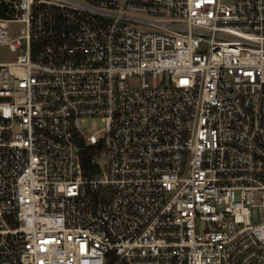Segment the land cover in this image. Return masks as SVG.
Returning <instances> with one entry per match:
<instances>
[{
	"label": "built area",
	"instance_id": "2783aa9c",
	"mask_svg": "<svg viewBox=\"0 0 264 264\" xmlns=\"http://www.w3.org/2000/svg\"><path fill=\"white\" fill-rule=\"evenodd\" d=\"M2 1L0 264H264V0Z\"/></svg>",
	"mask_w": 264,
	"mask_h": 264
},
{
	"label": "trees",
	"instance_id": "16d2710c",
	"mask_svg": "<svg viewBox=\"0 0 264 264\" xmlns=\"http://www.w3.org/2000/svg\"><path fill=\"white\" fill-rule=\"evenodd\" d=\"M0 16H11V11L8 5L2 0H0ZM95 153V150H91L88 148H85L81 152V164L85 173L87 174H91L94 170L97 169V163L94 161Z\"/></svg>",
	"mask_w": 264,
	"mask_h": 264
},
{
	"label": "rangeland",
	"instance_id": "374dc122",
	"mask_svg": "<svg viewBox=\"0 0 264 264\" xmlns=\"http://www.w3.org/2000/svg\"><path fill=\"white\" fill-rule=\"evenodd\" d=\"M20 24L19 23H10V28L12 31H15L14 34L18 33ZM15 57V54L6 46H0V61H10ZM98 128V122L97 121H88L85 124L82 125V129L87 134H90L94 132ZM107 163V158H103L101 161L102 165H105Z\"/></svg>",
	"mask_w": 264,
	"mask_h": 264
},
{
	"label": "water",
	"instance_id": "95a60500",
	"mask_svg": "<svg viewBox=\"0 0 264 264\" xmlns=\"http://www.w3.org/2000/svg\"><path fill=\"white\" fill-rule=\"evenodd\" d=\"M75 140H76L77 145H78L79 147L84 146V142H83V140H82L80 137H76V136H75Z\"/></svg>",
	"mask_w": 264,
	"mask_h": 264
}]
</instances>
